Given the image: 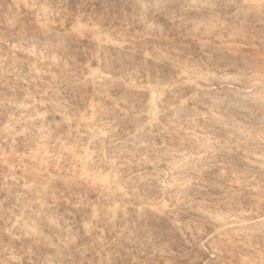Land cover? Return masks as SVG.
I'll list each match as a JSON object with an SVG mask.
<instances>
[{
    "label": "bare ground",
    "instance_id": "6f19581e",
    "mask_svg": "<svg viewBox=\"0 0 264 264\" xmlns=\"http://www.w3.org/2000/svg\"><path fill=\"white\" fill-rule=\"evenodd\" d=\"M7 1L0 0V98H4L15 113L0 125V145L9 152H14L17 147L21 151L11 160L0 158V210L8 208L7 226L0 225L3 227H0V234L6 238H3L5 242H0V264H29L32 250L28 252L24 244H30L32 240H37L36 244L32 241V245L36 258L41 259L40 264H60L55 257L67 251L66 237L74 233L114 253L138 230L142 233L153 230L154 236H158L160 229L156 227L165 217L162 211L168 210L126 202L125 195L132 193L133 186L119 188L105 176L97 177L92 166L104 159L109 163L121 161L136 149L153 151L154 146L163 150L167 143L164 135L169 128H183L179 119L187 108L191 113L185 117L184 127L199 132L221 128L220 121L212 117L213 110L196 108L202 103L211 105L218 100L226 101L225 106L221 105L225 113L245 121L253 119L259 127H264V90L232 86L213 79L210 82L201 78L189 80L181 75L166 90L152 87L150 83L158 82L163 71H170L167 61L176 55V51L172 47L157 46L147 33L88 38L87 44L95 52L92 60L100 69L87 67L79 77L59 79L60 88L31 92L24 83L34 78L37 71L26 59V49L29 45L46 41V37L15 31L10 22L12 17L4 10ZM11 1L27 6L29 3L61 5L79 2ZM90 1L106 18L114 15L115 23L141 28H145L142 14L168 17L172 12L179 17L194 16L229 7L228 18H240L250 25H257L259 15L264 14V0H224L219 6L215 4L219 2L217 0ZM71 33L54 36L61 54H68V47L73 42ZM211 54L208 48L196 45L195 57L205 64ZM127 78L137 80L138 84H126L124 80ZM178 90L180 95L175 94ZM83 92L101 98L99 104L103 110L79 112L77 96ZM65 108L71 110V116L63 114ZM103 119L114 122L112 134L115 137L102 145V131L96 124ZM34 120L44 126L59 125L68 131L69 145L51 134L64 157L52 155L40 143L27 138L24 133L26 124ZM227 157V152L209 155L206 162L201 161L199 171L189 167L190 174L213 175L212 170L205 171L203 166L219 167ZM50 165L68 170L70 177L52 173L48 170ZM242 169L251 175L264 172V166L256 161L245 162ZM73 183L76 187L71 185ZM157 184L151 176L141 177L139 183L147 193L154 192ZM70 185L75 189L73 194ZM196 188L195 184L185 180L182 186L167 187L166 193L170 197L185 195ZM88 197L95 203H90ZM2 218L0 222L4 220Z\"/></svg>",
    "mask_w": 264,
    "mask_h": 264
},
{
    "label": "rangeland",
    "instance_id": "374dc122",
    "mask_svg": "<svg viewBox=\"0 0 264 264\" xmlns=\"http://www.w3.org/2000/svg\"><path fill=\"white\" fill-rule=\"evenodd\" d=\"M217 2L219 6L224 0ZM41 5L29 3L27 6L8 0L4 6L5 12L12 17L10 22L15 31L46 37V41L26 49V59L37 71L34 78L24 83L31 92L60 88L59 79L79 77L87 67L100 69L92 60L95 52L87 44L88 38L145 33L154 38L157 46L172 47L176 51L167 61L170 71H163L158 82L150 83L157 90L169 88L179 75L189 80L201 78L210 82L213 79L232 86L264 90V14L259 15L257 25L240 18H228L229 7L194 16L179 17L172 12L168 17L142 14L145 28H141L115 23L114 15L106 18L90 0ZM65 32H72L73 42L68 54H61L55 35ZM197 44L212 52L206 64L195 57ZM124 81L128 85L138 84L132 78ZM175 94L181 92L178 90ZM77 97L79 112L103 110L99 104L101 98L90 92ZM225 102L218 100L196 107L202 111L213 110V119L222 125L217 131L199 132L184 127L185 117L191 113L187 108L182 114L184 119L178 120L183 128H169L164 135L167 143L163 150L154 146L153 151L136 149L121 161L109 163L104 159L93 164L97 177L105 176L119 188L133 186L132 193L125 195L126 202L168 210L162 211L165 217L156 227L160 229L158 236H154L153 230L145 233L138 230L114 253L74 233L66 237L67 251L60 252L55 259L60 264H264V172L251 175L242 169L247 161L264 166V127L260 124L259 127L253 119L245 121L225 113L221 106H225ZM14 113L6 100L0 98V125ZM63 114L69 117L72 112L65 108ZM96 126L102 131V145L114 139L115 124L111 119H103ZM24 131L27 138L40 143L52 155L64 157L51 134L69 145L67 130L59 125L44 126L34 120L26 124ZM20 151L17 147L9 152L0 145V158L11 160ZM219 152L228 153L221 166L206 164L202 167L205 171L212 170L213 175L191 176L189 167L199 171L209 155ZM48 170L70 177L68 170L57 166L50 165ZM145 176L157 181L154 192L147 193L140 187V179ZM185 180L197 188L185 195L170 197L166 193L167 187L182 186ZM71 185L76 187L74 183ZM71 190L73 194L75 189ZM88 198L90 203H95L93 198ZM7 209L0 210V218L4 217L0 222L2 226H7ZM3 238L0 234V242H5ZM30 244H24L28 252L32 250L28 262L40 264L41 259L36 258ZM92 252L95 254L91 255Z\"/></svg>",
    "mask_w": 264,
    "mask_h": 264
}]
</instances>
